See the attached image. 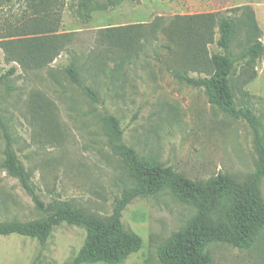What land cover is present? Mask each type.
<instances>
[{"label": "rangeland", "instance_id": "374dc122", "mask_svg": "<svg viewBox=\"0 0 264 264\" xmlns=\"http://www.w3.org/2000/svg\"><path fill=\"white\" fill-rule=\"evenodd\" d=\"M200 14L230 22L226 53L209 48L231 60L234 105L252 111L264 143V53L256 60L247 54L255 40L264 44V0H0V223L44 217L3 168L7 140L41 200H67L100 217L112 213L131 182L107 136L105 114L118 120L123 142L140 158L196 181L218 173L240 183L252 177L258 160L253 129L214 103L210 91L175 78L164 66L200 74L175 56L174 45L165 48L160 32L176 16ZM157 20L162 24L155 39L150 34L130 51L101 41V29ZM38 45L44 48L40 55L27 52ZM16 53L24 56L22 64ZM43 55L55 56L37 58ZM69 65L96 100L71 82ZM259 190L264 200V178ZM195 213L168 188L133 199L122 222L141 245L119 264H167L162 250ZM85 238L84 228L66 223L44 243L0 236V264H71ZM205 249L212 264H264V222L245 244L223 238Z\"/></svg>", "mask_w": 264, "mask_h": 264}, {"label": "trees", "instance_id": "16d2710c", "mask_svg": "<svg viewBox=\"0 0 264 264\" xmlns=\"http://www.w3.org/2000/svg\"><path fill=\"white\" fill-rule=\"evenodd\" d=\"M160 24L157 20L150 25L108 27L99 32L105 45L119 51H130L140 42L148 40L150 34L155 39ZM160 32L168 44L165 48L169 50V45H174L175 56L183 58L189 70L200 74L191 77L186 70L174 72L163 63L169 73L189 85L210 91L214 103L235 118H242L253 129L258 160L252 177L240 183L218 173L206 181H196L155 159L140 158L133 148L123 142L118 120L105 114L103 123L107 136L131 182L120 197L115 198L112 213L108 217H100L74 207L67 200L53 199L48 203L41 200L7 140L3 168L32 196L36 209L44 217L29 222L0 223V236L17 234L44 243L54 228L66 223L86 231L85 241L71 264H119L141 245L140 238L123 227L126 207L137 197L154 196L168 188L181 202L194 207L196 213L162 250L167 264H212L211 254L205 249L209 241L228 238L233 244L241 245L250 240L256 227L264 222V200L259 190L264 178V143L252 111L249 108L237 109L230 92L232 62L225 54L230 42V22L220 14L176 16ZM210 45L225 53L211 51ZM43 50L42 45H38L29 47L27 52L38 56ZM263 53L264 44L258 40L247 51L252 60L259 59ZM54 56L37 58L52 61ZM15 60L22 64L24 56L17 54ZM66 70L71 82L89 99H97L96 92L82 84L74 66L69 65Z\"/></svg>", "mask_w": 264, "mask_h": 264}]
</instances>
